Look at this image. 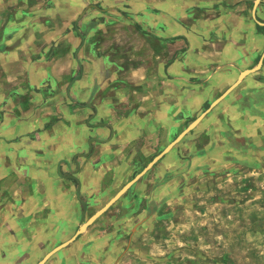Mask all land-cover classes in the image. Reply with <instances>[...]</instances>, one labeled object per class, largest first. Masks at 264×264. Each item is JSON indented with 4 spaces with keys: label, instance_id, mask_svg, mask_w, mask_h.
I'll return each instance as SVG.
<instances>
[{
    "label": "crops",
    "instance_id": "0c3cea01",
    "mask_svg": "<svg viewBox=\"0 0 264 264\" xmlns=\"http://www.w3.org/2000/svg\"><path fill=\"white\" fill-rule=\"evenodd\" d=\"M263 49L264 0H0V170L11 159L17 177L4 189L19 186L0 195V264H37L53 247L60 204L74 213L77 195L86 202L69 180L77 174L64 172L68 154L90 145L92 163L124 147L149 152L203 113L167 155L256 167ZM49 169L59 175L53 192L29 195L28 170ZM74 249L43 264H65Z\"/></svg>",
    "mask_w": 264,
    "mask_h": 264
},
{
    "label": "rangeland",
    "instance_id": "374dc122",
    "mask_svg": "<svg viewBox=\"0 0 264 264\" xmlns=\"http://www.w3.org/2000/svg\"><path fill=\"white\" fill-rule=\"evenodd\" d=\"M92 154H68L64 171H78L88 205L82 220L137 174L154 153L124 147L95 163ZM164 154L65 245L75 246L65 264H264V159L254 168L231 162L223 167L222 162H206L205 155L194 152ZM74 157L79 169L74 167ZM2 160L6 163L0 170L4 183L0 195L12 192L14 198L19 186L4 187L15 183L17 170L8 162L11 159ZM58 177L56 169L40 174L28 170L29 195H45L47 187L53 192ZM58 188L62 192L63 187ZM62 204L63 222L50 223L47 233L51 246L69 238L80 224V211L72 213L66 202ZM51 209V204L44 207L43 215Z\"/></svg>",
    "mask_w": 264,
    "mask_h": 264
},
{
    "label": "water",
    "instance_id": "95a60500",
    "mask_svg": "<svg viewBox=\"0 0 264 264\" xmlns=\"http://www.w3.org/2000/svg\"><path fill=\"white\" fill-rule=\"evenodd\" d=\"M262 54H264V49ZM260 59L257 61V63L251 67V68H246L244 70H242L239 75H238V79L248 73L251 72L253 70H255L256 68L259 67L260 65ZM221 96V95H220ZM218 96L214 102L220 97ZM203 113L199 114L196 118H194L190 123H188V125L183 128L177 135L176 137L171 140L169 143H167L164 148L157 154L155 155L147 164L146 166L141 169L137 174H135L130 180H128L127 182H125L100 208H98L92 215H90L89 217H87L85 220L83 219V215H84V208H85V202L81 201V205H82V210H81V220L82 222L78 225V227L76 228V230L73 232V234L67 238L66 240H64L63 242L53 246L50 250H48L42 257L41 259L37 262V264H43V262L46 260V258H48V256H50L53 252H55L56 250L62 248L63 246H65L67 243L73 241L76 236L85 230V228L87 227V225L94 219L96 218V216L100 215L102 212H104L109 206L110 204L116 200L127 188L130 184H132L142 173L145 172V170L150 167V165H152V163L158 159L162 154H164L175 142H177L188 130H190L198 121V119L201 117ZM93 140V139H92Z\"/></svg>",
    "mask_w": 264,
    "mask_h": 264
},
{
    "label": "flooded vegetation",
    "instance_id": "af4514ba",
    "mask_svg": "<svg viewBox=\"0 0 264 264\" xmlns=\"http://www.w3.org/2000/svg\"><path fill=\"white\" fill-rule=\"evenodd\" d=\"M92 147H91V145H90V147H89V150H88V152L86 153V154H89L91 151H92V149H91ZM164 147L163 146H157V147H155V148H153L152 149V153H154V154H151L150 155V158L147 160V162H144V164L141 166V169H143L145 166H146V164L155 156V155H157L162 149H163ZM149 155V154H148ZM162 156H163V154L158 158V159H156L153 163H152V165H150V167H152L154 164H155V162H157L159 159H161L162 158ZM74 167L76 168V169H78L79 168V164H78V161H75L74 162ZM150 167H148V168H150ZM147 168V169H148ZM146 169V170H147ZM132 173L133 172H131L129 175H130V177L132 176ZM145 173V172H144ZM75 174H78V171H76L75 172ZM131 179V178H130ZM69 180H71V181H73V183H74V185H75V191L77 192V189H79L80 188V185H81V181L79 180V178L78 177H75V176H73V177H70L69 178ZM127 182V181H126ZM123 185V184H122ZM121 185V186H122ZM129 188V187H128ZM79 191V190H78ZM78 196V201H79V206H80V209H79V211L81 212V210H82V205H81V201H82V199L80 198L81 197V194L80 195H77ZM82 197H84V196H82ZM88 207V205H87V202H85V208H84V211H85V209ZM81 215V214H80Z\"/></svg>",
    "mask_w": 264,
    "mask_h": 264
}]
</instances>
